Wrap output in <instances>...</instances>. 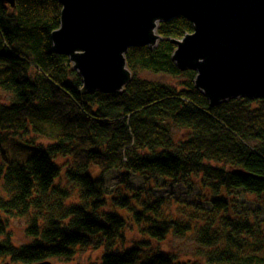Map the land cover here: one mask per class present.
I'll return each mask as SVG.
<instances>
[{
    "label": "trees",
    "instance_id": "16d2710c",
    "mask_svg": "<svg viewBox=\"0 0 264 264\" xmlns=\"http://www.w3.org/2000/svg\"><path fill=\"white\" fill-rule=\"evenodd\" d=\"M60 10L58 0H15L13 9L0 2V91L6 100L0 101V192L7 197L0 198V210L28 216L24 231L31 238L14 249L7 219L0 218V256H10L12 264L45 256L68 260L82 247H109L123 240L128 215L143 244L107 249L96 264H188L142 246L191 235L206 264H264V100L210 107L194 89L195 73L170 61L174 45L167 39L152 50L128 49L132 79L123 92L80 94L68 58L51 50ZM191 31L182 16L157 29L164 38ZM131 142L129 157L121 159L114 145ZM110 170L188 187L199 177L213 194L203 198L210 208L177 203L192 212L176 214L173 201L154 194L150 182L142 187L145 197L126 185L128 176L124 188H109ZM62 179L77 187L79 204L67 203ZM52 194L61 196L56 205ZM245 200L253 207L238 209ZM109 203L125 215L102 210Z\"/></svg>",
    "mask_w": 264,
    "mask_h": 264
},
{
    "label": "water",
    "instance_id": "95a60500",
    "mask_svg": "<svg viewBox=\"0 0 264 264\" xmlns=\"http://www.w3.org/2000/svg\"><path fill=\"white\" fill-rule=\"evenodd\" d=\"M0 2L15 7V0ZM58 2L51 50L68 58L81 78V94L121 91L131 80L128 48L152 50L158 39H167L174 45L171 61L180 71L197 72L193 85L211 106L240 97L264 100V0ZM177 16L188 20L192 31L181 38L160 36V23Z\"/></svg>",
    "mask_w": 264,
    "mask_h": 264
},
{
    "label": "rangeland",
    "instance_id": "374dc122",
    "mask_svg": "<svg viewBox=\"0 0 264 264\" xmlns=\"http://www.w3.org/2000/svg\"><path fill=\"white\" fill-rule=\"evenodd\" d=\"M161 24V23H160ZM159 27V26H158ZM163 40V39H162ZM161 41V39H158L154 46H157V44ZM153 46V47H154ZM143 75V73H141ZM261 99V98H260ZM5 100V92L0 91V101ZM6 101V100H5ZM177 129H174L172 131V134H177ZM28 140V139H27ZM30 141V140H28ZM59 163H64V159H58ZM93 172L95 170H92ZM109 175L106 177L107 178V186L111 189L114 188L115 185H118L120 189L125 187V184L123 183V179L128 176V181L126 182V185L129 187H144L147 184L153 186L154 188V194L156 195H165V192H162L160 188H164L167 190V199L173 201L172 203V210L175 211L176 214H179L180 211H183L185 214L187 212H192L190 210V207L193 206L198 209L202 208H210V205L207 203L206 200H203V198H211L213 197V194L206 190L200 183L199 177H191L190 178V185L194 186V190L191 192L187 191L188 185H180L178 182H173L170 180H165L163 178H150V181L148 183L144 182L141 178L136 177L135 174L132 173H121L119 171H109ZM59 187L66 189L68 191V202L70 204H79V191L77 187L70 183L68 180L62 179L59 183ZM135 190V189H134ZM111 195V194H109ZM202 195L203 197L199 199V196ZM145 197V196H144ZM169 197V198H168ZM189 199V201L187 200ZM186 202L188 204H191L189 209L187 207H180V205H177V203H183ZM253 203L249 200H245L242 203H236V207L238 209L241 208H251L253 207ZM112 210L114 211L115 209L116 212H119L122 215H125V211L119 210L118 208H114L111 203L108 204L107 207L102 208V210ZM127 217V222L128 225L124 229L123 236L125 235H131L132 238H143L144 236L140 235V232L138 231L137 225L133 224L129 218L128 215ZM28 222V217H23V218H17V219H11L9 221L7 230L11 234V240L12 242L18 244L20 242H23L24 239H28V236L25 235L24 229L27 226ZM131 238V239H132ZM169 240V238L167 239ZM172 242L168 243H155L152 242V246H147L144 245L142 246L143 251L146 252H155V251H161L163 254H168L175 256L178 258L176 260L177 263H188V264H193L195 261V256H198L200 254L199 250H201V247L199 248L196 243H194L192 235L187 236V237H172ZM132 244L123 239V240H114L113 243L108 247L106 245H103L101 247H92V246H87V247H82V249H76L74 254L70 257V259L65 260V259H54V262L57 260L60 262V264H96L99 261L100 255L104 252L107 251V249L116 252V251H121L124 249H127L131 246ZM83 248H86L83 251ZM200 260L196 262L197 264H205L204 258L202 257V254L198 256Z\"/></svg>",
    "mask_w": 264,
    "mask_h": 264
},
{
    "label": "bare ground",
    "instance_id": "6f19581e",
    "mask_svg": "<svg viewBox=\"0 0 264 264\" xmlns=\"http://www.w3.org/2000/svg\"><path fill=\"white\" fill-rule=\"evenodd\" d=\"M148 32H150V30L148 31ZM146 45H142V47H145ZM132 47H141V46H130L129 48H132ZM128 48V49H129ZM172 54V53H171ZM235 55H237V52H235L234 53ZM171 56V55H170ZM170 61H171V59H170ZM242 61H246V58H242ZM201 62H203V60L201 59ZM173 63V62H172ZM173 65H174V63H173ZM175 66V65H174ZM70 67H71V65H70ZM180 71V70H179ZM189 71H192V70H189ZM75 72V71H74ZM194 72V71H193ZM76 73V72H75ZM195 73V72H194ZM77 74V73H76ZM196 74H197V72H196ZM196 74H194L193 75V79H195V77H196ZM78 75V74H77ZM79 76V75H78ZM80 78V77H79ZM131 79H132V74H131ZM80 80H81V78H80ZM192 83H193V80H192ZM194 86V85H193ZM81 88H82V82H81ZM81 88H80V91H81ZM194 89L195 90H197V92H199L205 99H206V101L208 102V105L210 106V107H213V106H216V105H219L220 103H218V104H216V105H210L209 104V101H208V99L204 96V94L198 89V88H196L195 86H194ZM79 91V92H80ZM124 91V88L121 90V91H118V93H121V92H123ZM94 93V92H93ZM101 93H104V92H101ZM107 93H110V92H107ZM81 94V93H80ZM85 94H91V93H85ZM84 95V94H83ZM240 98H247V97H240ZM239 99V98H238ZM247 99H250V98H247ZM256 99H260V98H256ZM263 100V99H262ZM118 139V138H117ZM102 141H103V139L102 140H99L98 141V143H102ZM132 145V142L130 143V144H128V145H126V146H123V145H118L117 147H115V145H114V147H113V150H116V151H118V153H119V155H120V158L121 159H124V158H127V157H129V155H130V152H131V150L128 148V147H130ZM95 152V150L93 149V153ZM93 153H91V154H89V157L90 158H93V159H96L97 158V156L95 155V154H93ZM102 157H106V155H102ZM92 163V162H91ZM111 171V170H110ZM132 174H134V173H132ZM36 177V176H35ZM51 177H52V174L51 173H49V177L48 178H50L51 179ZM49 179V180H50ZM44 186H46V184L44 185ZM131 189H132V191H134V189L135 190H140V193L143 195V196H145L144 194L146 193V190L144 189V188H142V187H136V188H134V187H130ZM161 189V191L162 192H165L166 194L165 195H160L161 197H164V198H166L167 197V190H165L164 188H160ZM194 190V186L192 185V186H190V187H188L187 188V191L188 192H191V191H193ZM130 191V190H129ZM3 195V193H1L0 192V198H3V199H6L7 197H5V196H2ZM60 194H52V196H51V203H52V205H56V201L57 200H59L60 199ZM23 217H28V216H16V215H9V213H5V212H2L1 210H0V218L1 219H7V225H6V230H7V227H8V224H9V221L11 220V219H17V218H23ZM28 220H29V217H28ZM27 225H28V222H27ZM25 230V229H24ZM7 232H9L8 230H7ZM25 232V231H24ZM26 235V234H25ZM12 236H11V234H10V238H11ZM132 236L131 235H124V237H123V239H125V240H127V241H129L132 245H134V246H141L143 243H141V242H143L140 238H136V237H134V238H132ZM2 239V236H0V240ZM31 240V238L30 239H24V241L23 242H20V243H18V244H16V243H14V242H12V240L10 239V243L12 244V247L14 248V249H16L19 245H21V244H23V243H27V242H29ZM145 243H147V245H149V246H151L152 248H153V246H152V244L150 243V242H145ZM103 245H106L105 243H102V242H100V243H95V246L98 248V247H101V246H103ZM86 248H83V251L85 250ZM122 251V250H121ZM121 251H119V252H121ZM159 254H162L161 253V251H159ZM58 257H52V258H47L46 256H45V258H42L41 260H39V261H36V262H31V263H24V262H21V261H17V262H13V264H60V262H58L57 260L54 262V259H57ZM58 259H65V258H58ZM148 259V258H147ZM146 259V260H147ZM65 260H67V259H65ZM205 262V261H204ZM0 264H12V262H11V257L10 256H4V255H1L0 256ZM206 264V263H205Z\"/></svg>",
    "mask_w": 264,
    "mask_h": 264
}]
</instances>
